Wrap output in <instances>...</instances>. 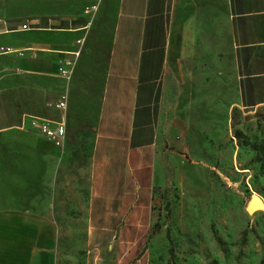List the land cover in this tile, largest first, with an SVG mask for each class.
I'll return each mask as SVG.
<instances>
[{
	"label": "crops",
	"instance_id": "1",
	"mask_svg": "<svg viewBox=\"0 0 264 264\" xmlns=\"http://www.w3.org/2000/svg\"><path fill=\"white\" fill-rule=\"evenodd\" d=\"M39 1L46 5V29L35 32L44 38L0 40L21 51L0 56V143L45 160L69 157L79 142L67 126V92L100 77L101 64L86 167L90 264H150L147 256L133 261L130 250L137 234L151 241L163 213L160 90L169 74L195 61L202 45L211 48L215 34L230 54L243 121L264 126V0ZM75 51L73 75L65 81L57 76V64ZM61 94L63 114L46 105ZM31 118L62 121V148L29 132ZM57 240L53 220L0 210V264H57Z\"/></svg>",
	"mask_w": 264,
	"mask_h": 264
},
{
	"label": "rangeland",
	"instance_id": "2",
	"mask_svg": "<svg viewBox=\"0 0 264 264\" xmlns=\"http://www.w3.org/2000/svg\"><path fill=\"white\" fill-rule=\"evenodd\" d=\"M45 18L46 5L39 0H0V30H6L0 40L43 39L45 33L35 31L46 29ZM220 43L214 34L211 48L202 45L195 61L169 74L160 90L163 213L151 241L137 234L133 261L147 256L150 264H264V209L245 211L252 196L264 204V126L243 121L230 54ZM13 55L19 56H8ZM97 73L83 90L67 92L72 106L67 126L79 142L69 157L45 160L0 143V210L53 220L57 264H90L86 167L101 64Z\"/></svg>",
	"mask_w": 264,
	"mask_h": 264
},
{
	"label": "built area",
	"instance_id": "3",
	"mask_svg": "<svg viewBox=\"0 0 264 264\" xmlns=\"http://www.w3.org/2000/svg\"><path fill=\"white\" fill-rule=\"evenodd\" d=\"M22 29H25L24 25L22 26ZM76 44H79V41H76ZM14 53L21 56L20 50L13 49L8 46H0V56L10 55ZM77 55L78 52L75 51L70 53V57H66L59 61L56 68L58 77L65 81L69 80ZM46 105L50 108L60 111L63 114L66 110V95L61 94L55 102H50ZM28 127L54 146L62 148L65 133L64 124L62 121L52 122L39 118H31L28 122Z\"/></svg>",
	"mask_w": 264,
	"mask_h": 264
},
{
	"label": "water",
	"instance_id": "4",
	"mask_svg": "<svg viewBox=\"0 0 264 264\" xmlns=\"http://www.w3.org/2000/svg\"><path fill=\"white\" fill-rule=\"evenodd\" d=\"M264 209V204L262 203V201L257 197V196H252L246 207H245V211L248 214H251L252 212L256 211V210H263Z\"/></svg>",
	"mask_w": 264,
	"mask_h": 264
}]
</instances>
